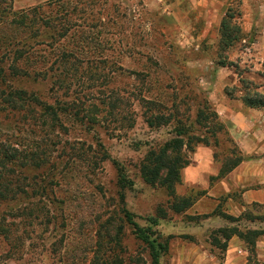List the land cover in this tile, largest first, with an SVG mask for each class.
I'll use <instances>...</instances> for the list:
<instances>
[{"label": "rangeland", "instance_id": "rangeland-1", "mask_svg": "<svg viewBox=\"0 0 264 264\" xmlns=\"http://www.w3.org/2000/svg\"><path fill=\"white\" fill-rule=\"evenodd\" d=\"M48 1L0 3V55L20 48L27 36L11 24L13 12ZM69 1L66 8L79 10L78 35L89 31L93 44L102 45L94 52L99 73L83 72L81 79L62 86L54 85V76L21 79L20 87L37 91L47 103L69 107L59 121L44 125L26 110L0 113L1 138L26 148L47 139L35 151L48 158L39 167L16 168L13 182L28 194L0 201V264H92L101 253L112 264H151L147 247L123 220L118 166L133 181L124 199L136 220L144 225L146 215L162 217L157 227L169 237L162 264H264V235L252 249L233 235L225 248L221 231L264 227V109L247 107L224 92L226 86L237 87L231 91L238 97L239 79H246L250 88L264 93V0ZM230 3L240 4L246 36L229 53L233 64L221 66L215 60L218 28ZM6 59L7 67L11 59ZM183 81L184 90L209 100L225 126L227 121L239 129L228 132L244 159L221 179L195 171L198 183L192 184L185 179L186 169L205 160L220 165L231 143L219 134L217 146L199 144L185 151L190 163L181 170L174 193L202 194L174 212L173 195L147 184L139 172L147 149L173 136V124L148 126L138 99L153 95L165 99L169 109L173 98L165 93ZM194 113L193 106L184 111L191 118ZM222 212L239 219L229 220Z\"/></svg>", "mask_w": 264, "mask_h": 264}, {"label": "trees", "instance_id": "trees-1", "mask_svg": "<svg viewBox=\"0 0 264 264\" xmlns=\"http://www.w3.org/2000/svg\"><path fill=\"white\" fill-rule=\"evenodd\" d=\"M3 1L5 2V0H0V3ZM68 2L70 1L49 0L45 4L30 7L28 11L13 12L14 20L11 24L16 25L18 30L20 26L27 36L23 37L25 39H20V44H22L20 48L9 50L7 56L0 55V113L8 114L16 110H26L30 113V119L35 122L39 120L46 125L48 122L59 121L61 120L59 114L65 113L69 107L62 103H58L59 105L47 103L37 91L32 89L29 91L20 87L21 79L30 77L31 80L37 81L46 79L47 76H54L52 81L54 85L62 86L69 80L81 79L80 76H83V72L91 77L99 73V67L93 64L99 60L94 58V55H97L94 52L102 45L100 42L93 44L89 38V31L78 35L80 32L77 24L79 10L75 6L66 8L65 3ZM16 15L18 17H15ZM241 16L240 4L230 3L221 18L215 57L218 65H232L229 53L237 43L245 39L246 33L242 27ZM5 39L8 40V37ZM27 39L30 45L27 43ZM26 47H29L30 50H27ZM6 58L11 59V64L7 67L4 65ZM26 62H30V69L25 68ZM239 81L243 88L238 89L242 90L238 97H235L231 91L237 87L226 86L225 94L230 98H239L247 107L264 109V93L250 88L249 81L246 79H239ZM186 86V81H183L178 85H172L169 87L170 91H166L165 96L170 94L173 98L169 109L164 103L165 99L161 100L153 95L138 99L142 103L141 106L144 107L143 114L148 126L158 127L173 124V136L162 144L150 146L147 149L140 162L139 172L147 184L163 186L173 195L171 209L174 212L184 211L195 201L196 195L202 194V192H197L196 195L191 193L176 195L174 193V187L181 179V170L190 163L185 151L192 152L199 144L217 146L220 143L219 134L231 143L224 158L219 160L218 173L211 176L210 179L225 177L244 159L209 100L190 88L184 90ZM130 93L134 95V91ZM195 99L198 100L195 106L189 103ZM178 104L184 105L185 109L182 110ZM192 106L195 107L193 118L190 117V114L184 115V111H190ZM46 141L47 139L42 140L41 138L33 145L30 143V146L26 148V146L23 147L6 137H0V201L7 200L9 197L14 199L18 194H28L26 190L19 189L20 185L15 184L16 181L13 182L16 178L15 169L30 165L39 167L48 163L44 152L39 154L35 151L40 145L45 146ZM213 156L218 160L216 153ZM117 170L120 210L123 220L130 226L133 235L147 247L151 264H162L161 258L168 251L169 238L164 237L157 227L162 217L146 215L143 217L144 225L136 220L137 215L126 207L124 199V189L131 188L133 181L127 176L123 167L118 166ZM13 184H15V188L12 187ZM221 214L232 221L239 219V217L225 212ZM221 231L224 232L223 246L225 248L233 235H237L248 243L251 249L257 238L264 235V227L240 230L233 226L223 228ZM214 239L216 240L217 237ZM102 255V253L96 255L92 259V264H112L106 256Z\"/></svg>", "mask_w": 264, "mask_h": 264}, {"label": "crops", "instance_id": "crops-1", "mask_svg": "<svg viewBox=\"0 0 264 264\" xmlns=\"http://www.w3.org/2000/svg\"><path fill=\"white\" fill-rule=\"evenodd\" d=\"M227 129L232 132L234 131H239L235 130L231 128V126L229 125V123H227V121H225ZM242 129H244V126L242 125ZM187 168V167H186ZM220 165L217 164H210L208 163V160L204 161V164L201 163H197L196 165L186 169V181L188 180L190 183L194 184V183H198V177L196 175H194L195 171H200V174H202V176L205 175V173L210 172V176L216 175L219 171ZM235 169V168H234ZM233 169V170H234ZM233 170L231 172H233Z\"/></svg>", "mask_w": 264, "mask_h": 264}]
</instances>
